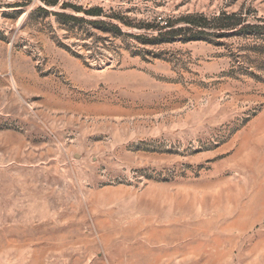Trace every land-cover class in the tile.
<instances>
[{
    "label": "rangeland",
    "instance_id": "374dc122",
    "mask_svg": "<svg viewBox=\"0 0 264 264\" xmlns=\"http://www.w3.org/2000/svg\"><path fill=\"white\" fill-rule=\"evenodd\" d=\"M0 264H264V0H0Z\"/></svg>",
    "mask_w": 264,
    "mask_h": 264
},
{
    "label": "trees",
    "instance_id": "16d2710c",
    "mask_svg": "<svg viewBox=\"0 0 264 264\" xmlns=\"http://www.w3.org/2000/svg\"><path fill=\"white\" fill-rule=\"evenodd\" d=\"M218 20H220V19H218ZM224 26H220L219 28H223Z\"/></svg>",
    "mask_w": 264,
    "mask_h": 264
}]
</instances>
